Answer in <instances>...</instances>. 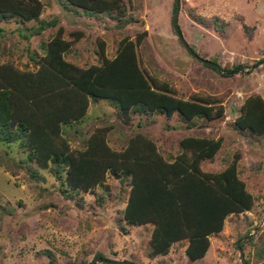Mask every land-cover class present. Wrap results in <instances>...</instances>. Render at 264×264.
<instances>
[{"label":"rangeland","instance_id":"1","mask_svg":"<svg viewBox=\"0 0 264 264\" xmlns=\"http://www.w3.org/2000/svg\"><path fill=\"white\" fill-rule=\"evenodd\" d=\"M12 2L24 10L0 11V86L13 89L15 136L0 140V264H83L98 254L135 264H242L240 240L245 264H264V130L239 125L250 109L256 119L263 112L253 99L264 102V0H179L184 38L225 72L184 48L172 25L176 0ZM63 42L60 61L49 66V45L57 51ZM128 59L122 70L138 88L125 90L127 108L94 99L71 78ZM142 82L148 88L139 89ZM162 96L182 108H152ZM73 108L76 116L63 121ZM21 122L30 124L25 133ZM188 137L218 142L197 161L202 175L214 181L232 168L251 195L195 257L190 235L165 245L157 233V218L168 215L173 226L178 214L163 208L170 195L154 171L166 180L189 172L200 150L184 145ZM135 175L144 176L142 189ZM190 182L168 185L182 196Z\"/></svg>","mask_w":264,"mask_h":264},{"label":"trees","instance_id":"2","mask_svg":"<svg viewBox=\"0 0 264 264\" xmlns=\"http://www.w3.org/2000/svg\"><path fill=\"white\" fill-rule=\"evenodd\" d=\"M23 10L24 7L22 5L14 3L12 0H0V11H17L22 14ZM49 46V51L52 53L48 58L49 66L54 67V65L58 63L57 61H60V48L62 49L66 46V44L63 42L57 51L51 47V44ZM128 61L129 59L127 61L125 60L124 62L122 61V65L116 70L114 64L112 62H108L100 68H90L89 72L87 73H77L75 68L71 66L74 70V73L76 72L75 74L80 76L77 78L75 74H71V78L75 82L78 80L76 83L79 88L84 92H88V94L93 96L94 99H96L98 96L108 97L116 100L124 108H127L130 104V101L126 98L125 90L138 88V83L133 80L129 81L127 79V74L122 70L123 68H126ZM237 67L238 65L235 66V68ZM120 69L121 72H119ZM231 70L232 69H228V71ZM138 86L139 89L148 88L144 82ZM54 91L55 89L50 90V97L57 96V93ZM150 92L151 91H149V93ZM142 95L143 94L141 93L135 95V100L139 102L137 105L141 107L146 103L144 102L145 100L143 101ZM13 97V89H10L9 86H0V140L11 139L12 137H15L10 127L13 111ZM165 98L166 97L162 96L161 100L157 102H151V107L158 111H169L173 107L182 108L180 101L168 105L165 102ZM253 102L258 103V107H260L263 112L256 119L254 118L256 115L254 109H250L247 114L249 116H245L243 119L240 118L241 122L239 125L248 128L251 132L253 129L263 131L264 102L261 97H256L253 99ZM192 106L195 108L194 104H192ZM74 111V108L69 109L67 113L61 114L60 118L65 121L67 118H69V116H76L74 115ZM81 113L82 110L79 115ZM21 126V132L25 133L29 129L30 124L21 122ZM183 143L184 145L187 144V146H189V144L195 145L200 150L197 153V156H194L192 163H190V166L192 167L189 172L187 171L188 169L185 168V170L181 171L180 174L177 175L176 179L171 177L170 179L166 180V177H163L162 173L154 171L157 181L155 184L158 187L160 186V189L164 190L170 195V197L165 199V202H161V204L164 206L163 208L167 209L171 207L170 211H173L175 214L177 213L179 215H176V224L173 226L170 225V217H168V215L166 217L163 214L164 219L157 218L161 223V228L158 229L157 233L161 237V243L165 245L170 240L179 238L181 236L190 235L192 238L190 254L195 257L200 256L205 252L207 248V235L211 231L221 228L225 214L232 210H239L249 206L251 195L246 191L243 182H241L236 177L232 168H227L226 170L215 174L213 176L214 181H209V175H202V173H200V170L197 166L198 159L202 156H212L213 152L218 147L217 141L204 138L202 139L199 137H188L187 139L183 140ZM135 176V186H137L138 189H142L140 187L143 185V181H145L143 178L144 176ZM177 179L180 181H191L189 185L184 184L183 189L186 192L185 195H177V193L174 191L175 188L168 185V182H173L175 185ZM146 184H148V182ZM198 186L201 189H198ZM176 195L180 198H178ZM137 199L138 193L137 190L134 189L126 207V214L132 219L139 217V215H136L138 211ZM187 205H190L191 208H189ZM190 214H192V216H190ZM83 264H87V262H83Z\"/></svg>","mask_w":264,"mask_h":264},{"label":"water","instance_id":"3","mask_svg":"<svg viewBox=\"0 0 264 264\" xmlns=\"http://www.w3.org/2000/svg\"><path fill=\"white\" fill-rule=\"evenodd\" d=\"M179 0H176V5H175V9H174V13L172 15V25L174 28V31L178 37V39L180 40V42L182 43V45L184 46V48L188 51V53L190 55H192L193 57L199 59L200 61H202L203 63L212 66L213 68L217 69L220 72H225V70H223L220 66L219 63L212 61L208 58H204L201 57L192 47L191 45L186 41V39L184 38L182 31L180 30V27L178 25V13H179ZM262 62H264V59L262 60ZM239 69H242V67H240ZM241 240L237 242V247L239 249V254L241 257V263L245 264L244 261V257H243V252L241 249ZM95 261H104V262H108V263H112V264H119V263H124V264H135L132 261L128 260V259H109L106 258L100 254L95 255L91 260H89L87 262V264H93Z\"/></svg>","mask_w":264,"mask_h":264}]
</instances>
